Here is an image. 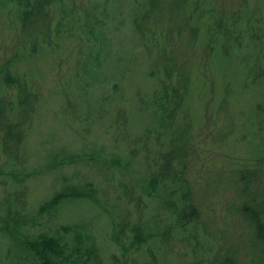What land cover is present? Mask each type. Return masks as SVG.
<instances>
[{"label":"rangeland","instance_id":"374dc122","mask_svg":"<svg viewBox=\"0 0 264 264\" xmlns=\"http://www.w3.org/2000/svg\"><path fill=\"white\" fill-rule=\"evenodd\" d=\"M77 1L82 5L85 0ZM221 1L223 11L227 10L229 3L234 4V10L239 9L241 20L251 16L241 8L244 0ZM255 1L252 0V5ZM97 2V19L105 22L106 27L109 23V30L99 39L100 43L102 39L104 54L99 63L88 65V73L83 76L85 83L79 82V68L71 61L81 54L83 42L77 32L70 30V22L66 21L60 32L61 64L57 61V67L45 66L44 72H40L44 98L35 126L27 137L29 161L25 166H17L21 171L16 173L17 181L10 171H6L9 166L0 143V264H188L178 253L185 236L191 239L192 248V253L186 258L195 260V264H206L200 260L205 259V251L207 253L210 247L203 237L202 228L191 223L183 227L178 225V213L184 202L174 200V203L170 201V204L166 202L162 206L160 197L151 191L154 186L151 184L154 157L159 155L160 158L162 150L157 147V139L148 141L145 138L148 128H136L137 122L147 121L146 111L135 120V124L129 113V108L137 103L138 94L144 97L152 91L151 87L163 86L165 76L159 73L160 65L168 58L156 61L149 45L135 57L131 53L134 49L132 32L128 25H122L123 20H128L125 7H121L125 0ZM259 3L264 10V1L257 0L256 5ZM73 5L74 9L81 6L76 4V0ZM84 11L89 13L86 7ZM251 18L254 23L237 30L230 40V50L234 46L239 47L247 36L252 38L255 46H245L243 51L253 53L256 45L264 41V11ZM4 28V23H1L0 30ZM93 31L94 38L95 29ZM207 48L201 49L199 60L196 57L191 64L194 81L191 82L192 91L189 90L187 119L194 120V135L192 148L187 153L185 173L198 186L193 185L194 195L201 198L204 207L212 212L206 213L210 228L206 233L215 243L225 244L227 239H232L239 247L242 244L241 225L226 223V215L232 217L230 207L237 201L236 187L229 185L220 190L221 181L224 169L237 163L238 166L243 163L258 167L264 175V129L253 131L263 143L261 146L256 142H243L240 129L234 131L237 134L226 140L225 146L221 145L222 151L231 153L232 160L225 159L227 154L223 158L222 152L216 149L218 146L210 150L212 147L204 140L206 133L213 132L220 121L209 114L206 119L195 118L201 103L208 105L211 101L207 96L200 98L203 89L216 87L214 70L212 77L200 69V61L209 57ZM89 49L95 55L96 44L93 46L92 43ZM81 55L83 58V51ZM174 55L178 59V55ZM130 64L132 70L128 68ZM138 64L140 71L134 70ZM256 68L262 72L257 92L260 104L264 106V66L256 65ZM40 73L37 71L39 77ZM69 76L75 81L79 78L77 85L80 86H66ZM166 81L173 84L172 78ZM74 87H77L75 94L78 93L80 99L74 97L71 102L63 101L64 92L70 93ZM113 118H117L118 127L113 125ZM126 125L129 136L124 131ZM132 131H137V134ZM134 136H141L142 141L135 143ZM146 145L148 149L144 148ZM256 152H259V159H255ZM23 167L35 169L29 178L23 177L27 172ZM215 184L218 188L214 187ZM61 193L64 196L52 206L51 201ZM150 200L160 208L165 207L168 214L162 216L157 208H145ZM43 205L45 208L41 210ZM154 215L162 216L160 222L154 221ZM144 220H148L146 225ZM42 237L57 239L63 247L61 253L47 254L46 259L39 257Z\"/></svg>","mask_w":264,"mask_h":264},{"label":"trees","instance_id":"16d2710c","mask_svg":"<svg viewBox=\"0 0 264 264\" xmlns=\"http://www.w3.org/2000/svg\"><path fill=\"white\" fill-rule=\"evenodd\" d=\"M74 1L0 0V19L4 21L0 24L5 25V28L0 30V143L2 155L4 154L9 166L6 171L12 173L15 181L18 180L16 173L21 172L17 166H25L29 161L27 137L35 126V118L44 98L40 72H44L45 66L57 67V61L61 64L59 51L63 52V49L60 47V32L66 21L70 22V30L77 32L83 42L80 50L81 54L82 51L84 53L83 58L80 54L74 61L69 59L79 68V82L85 83L83 76L88 73V65L99 63L104 54L102 39L101 43L99 39L109 30V23L107 22L106 27L105 22H99L97 19L98 0H85L82 5L76 0V4L82 6L78 9H74ZM256 3L257 0L254 5L252 0H244L241 8L247 14L257 17L263 14L264 10L260 3ZM122 6L128 13V20H123L122 25H128L133 35L131 40L134 49L131 53L136 57L149 45L156 61L168 58L160 65L159 73L165 76L163 86L159 84L156 88L151 87L152 91L144 97L138 94L134 111L129 108L134 124L146 111L147 121L137 122L136 128H148L145 138L148 141L157 139V147L162 150L160 158L159 155L154 157L155 166L151 175V184L154 186L151 191H155L160 197L162 206L174 200L184 202L182 210L178 213V225L183 227L191 223L202 228L203 237L210 247L207 253L205 251V259L200 260L203 263L264 264V175L258 171V167L245 166L243 163L238 166L237 163L223 172L220 190L226 186L228 188L229 185L236 187L234 190L237 201L231 205L232 217L228 218L227 214L226 223L241 225L239 234L242 244L239 247H236L232 239H227L225 244L215 243L206 233L210 229L206 213L212 212L204 207L201 198L194 195L193 185L198 186L194 179H190L185 173L187 153L192 148L194 135V120L187 119L190 109L187 107L189 90L192 91L191 82L194 81L191 76V64L196 57L199 60L201 49L206 46L209 57H203L200 69L203 74L208 72L212 77L215 72L216 87L213 90L203 89L204 93L200 94V98L207 96V100L211 101L208 105L206 102L201 103L202 107L197 109L195 118L206 119L209 114L220 123H217L218 127L213 132L206 133L205 142L212 147L210 150L218 146L216 149L222 152L223 158L224 154H227L226 160H232L229 156L231 153L222 151L221 145L225 146L226 140L237 134L234 131L238 129L239 133L243 134V142H256L259 146L263 144L253 131L264 129V106H261L257 92L258 83L262 82L258 81L262 72L256 68V65L264 66V41L256 45L253 53L243 51L245 46H255L252 38L248 36L241 40L239 47L229 49V42L236 31L250 26L254 20L251 16L241 20L239 9L234 10V4L229 3L227 10L223 11L221 0H125ZM85 7L89 13L84 11ZM92 43L97 46L95 55L91 53L93 48L89 49ZM207 62L209 64H206ZM128 68L132 70L133 66L130 64ZM134 70L140 71V64L135 65ZM171 78L173 84L167 83L166 79ZM78 79L75 81L69 76L65 85H77ZM77 87L70 93L64 92L63 101L71 102L74 97L80 99L78 93L75 94ZM4 89L7 90L3 91ZM179 121L183 122L177 125ZM117 122V118H113L114 126H117ZM119 122L122 123V120ZM129 130L131 131V128ZM124 131L128 133L127 125ZM132 132L137 134V131ZM134 137L135 143L142 141L141 136ZM144 148L148 149L147 145ZM131 151L135 152L133 149ZM258 154L259 152L254 154L255 159H259ZM34 170L27 169L23 177H30ZM214 187L218 188V185L215 184ZM63 196V193L56 195L51 205L57 204ZM187 201L189 202L186 203ZM44 208L43 205L41 210ZM145 208H157L162 216L168 214L164 211L165 207L160 208L151 200ZM162 216L154 215L153 219L160 222ZM147 223L148 220H144V224ZM190 241L189 237L182 238L180 244L184 245H181L178 253L182 254V260L188 264H195V260L187 259L192 253ZM40 246L42 251L38 256L42 259H46L47 254H60V249H63L58 240L52 237H42Z\"/></svg>","mask_w":264,"mask_h":264}]
</instances>
